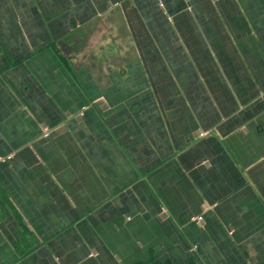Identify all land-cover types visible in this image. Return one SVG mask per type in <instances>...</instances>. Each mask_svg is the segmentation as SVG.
Listing matches in <instances>:
<instances>
[{"label":"crops","instance_id":"0c3cea01","mask_svg":"<svg viewBox=\"0 0 264 264\" xmlns=\"http://www.w3.org/2000/svg\"><path fill=\"white\" fill-rule=\"evenodd\" d=\"M0 158V264H264V0H0Z\"/></svg>","mask_w":264,"mask_h":264},{"label":"built area","instance_id":"2783aa9c","mask_svg":"<svg viewBox=\"0 0 264 264\" xmlns=\"http://www.w3.org/2000/svg\"><path fill=\"white\" fill-rule=\"evenodd\" d=\"M44 137H47V132H44ZM0 161H3V159L0 158Z\"/></svg>","mask_w":264,"mask_h":264}]
</instances>
